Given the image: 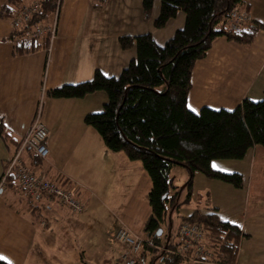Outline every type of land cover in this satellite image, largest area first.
I'll return each mask as SVG.
<instances>
[{"label":"crops","instance_id":"1","mask_svg":"<svg viewBox=\"0 0 264 264\" xmlns=\"http://www.w3.org/2000/svg\"><path fill=\"white\" fill-rule=\"evenodd\" d=\"M6 1L0 0V7ZM143 1L107 0L102 7H96L93 0H62L57 31L50 39L49 48L26 54H15L10 38L14 31L11 22L9 17L0 14V123L5 135L0 133V178L5 162L13 156L40 111L48 127L49 156L38 161L34 152L28 149L23 154L24 160L36 171L68 179L69 183L77 185L75 195L84 204L83 211L76 214L59 201L46 199L34 202L41 206L35 215L28 210L26 197L17 189L0 190V261L6 264H118L126 247L115 240L117 230L110 241L107 233L90 223L91 211L104 207L101 200H111L110 205L116 208L115 204L119 203L114 202L117 199H131L147 171L142 162L130 160L123 151L109 150L105 143L107 149L101 144L92 147L94 142L101 140L97 130L84 119L86 114L103 109L107 100L104 92L82 98H53L45 93L65 84L90 80L97 69L107 76H119L137 56L135 47H121L119 37L122 35L149 32L164 45L184 27L186 14L183 11L164 27H156L161 0H154L149 19L145 17ZM242 9L264 25V0H244ZM54 20L55 15L48 22ZM192 84L188 104L194 111L204 106L233 109L244 98L262 99L264 27L249 46L218 37L207 56L196 63ZM97 150L102 151L100 157L95 154ZM91 153L99 166L109 164L113 167L114 188L123 195L116 196L111 188L105 189L104 196L98 193L90 175L80 165L83 161H78ZM91 160L94 159L91 157ZM228 161H225L226 168H221L214 160L213 167L222 172H236V169H228L235 162ZM241 163L242 187L210 179L201 172L195 173L191 200L179 209L173 208L179 212L177 228L173 233V227H170L165 241L179 245L178 228L184 217L196 210L211 212L215 207L222 220L241 228L242 238L234 264H264V147L251 148ZM182 171L186 182L188 172L185 168ZM100 176H103L102 172ZM98 184L101 189L104 182L98 181ZM179 190V202H182L187 192L182 188ZM185 207L189 208L183 211ZM150 216L145 217L143 227L138 230L123 220L121 225L149 239L144 226ZM147 252V258H140L144 264L153 256ZM187 264L219 263L210 260L187 261Z\"/></svg>","mask_w":264,"mask_h":264},{"label":"trees","instance_id":"2","mask_svg":"<svg viewBox=\"0 0 264 264\" xmlns=\"http://www.w3.org/2000/svg\"><path fill=\"white\" fill-rule=\"evenodd\" d=\"M25 1L7 0L0 7L1 16H12ZM106 1L93 0L96 7H102ZM58 2L62 0H41V9L33 20L48 22ZM153 3L154 0L143 1L147 19L151 18ZM243 5L244 0H161L156 27H164L180 11L186 14L184 27L164 45H160L149 32L122 35L119 37L121 47H135L137 56L119 76H107L97 69L90 80L65 84L45 93L53 98H82L96 92L106 94L103 109L86 114L84 121L99 132L109 150L123 151L130 160L141 161L148 172L152 181L149 191L151 216L144 232L156 245L171 249L177 246L170 240L165 241L168 232L158 235V231L165 224L168 230L173 227V208L179 209L191 200L196 172L242 187L244 178L241 173L216 170L213 161L241 159L251 148L264 147V97L260 100L244 98L233 109L204 106L194 111L188 104L195 65L207 56L213 42L224 36L249 46L264 27L259 21L252 20L238 32L227 28L226 18L231 9ZM19 35L16 30L10 35L15 54L31 53L50 46L49 35L28 40L19 39ZM0 133L5 136L1 123ZM178 165L188 172L183 186L187 193L182 202H179L181 190L171 177ZM8 187L20 193L13 176L8 178ZM25 203L35 215L41 208L29 198ZM216 210L215 207L211 212L196 210L184 218L203 224L211 261L234 264L242 231L238 225L222 220ZM147 251L153 254L147 264H187L184 258L173 252L159 251L147 245L136 264L140 263V258H147ZM0 264L6 263L0 261Z\"/></svg>","mask_w":264,"mask_h":264},{"label":"built area","instance_id":"3","mask_svg":"<svg viewBox=\"0 0 264 264\" xmlns=\"http://www.w3.org/2000/svg\"><path fill=\"white\" fill-rule=\"evenodd\" d=\"M60 6L61 2H58L53 22L34 21V16L41 9V0L26 1L9 17L11 26L13 30L19 31V39H42L46 35L52 39L57 31ZM252 20L248 11L235 7L226 18V25L231 32H238ZM47 140L48 127L43 122L39 111L27 134L20 140L13 156L5 162V170L0 179V190L7 188L8 178L13 176L23 197L33 202H42L46 199L52 202L59 201L68 206L72 213H80L84 209V204L75 195L77 185L69 183L68 179L52 177L41 170L36 171L24 160L23 154L28 149L32 150L40 160L46 159L50 152ZM178 233L180 244L172 249L165 247V250L181 256L190 263L211 260L212 254L205 245V229L201 222L183 219ZM114 238L126 247L118 264H136L145 245L159 246L154 245L143 235L133 232L126 225H121L117 229Z\"/></svg>","mask_w":264,"mask_h":264},{"label":"rangeland","instance_id":"4","mask_svg":"<svg viewBox=\"0 0 264 264\" xmlns=\"http://www.w3.org/2000/svg\"><path fill=\"white\" fill-rule=\"evenodd\" d=\"M95 132L98 134V138H100L101 141H100V143L94 142L92 144V147L93 148L96 147L95 146L96 144H98V146H99V144H101L105 147L101 135L99 134L98 131H95ZM105 149H107V148L105 147ZM91 151H94V150H91ZM93 153H95V152H93ZM93 153L83 155L78 161H79V163H80V160L83 161V164H80V165L88 173V175H90V179L93 180V183L95 184V189L102 196H104V193L106 192L105 191L106 188L113 189L117 193L116 196L118 194L123 195L121 193V191H116L114 188L113 181L115 180V176L113 175V167L110 166L109 164L99 166V162L96 158L93 157ZM101 153H102L101 150H97V152L95 154H96V156L100 157ZM91 157L94 159L93 161L91 160ZM228 160H232V161H230V162H232V164H233V162H235V165H232V166L227 165L228 169H231L230 171H233V169H236L235 170L236 172L239 171V173H241L242 175L244 174V172L239 169V165L242 164L241 162L244 160V158H241V159H216L215 162L220 163L219 167L226 168V167H224L225 161H228ZM96 161H97V163H95ZM182 169L184 170V167H182L180 165L176 166L174 168L172 175H171L172 181L175 185H177L179 187L178 189H181V188L183 189V186L185 184V180H184L185 178H184ZM97 171H100V172L98 173ZM101 172L103 173V176H100ZM145 174L146 175L144 176V178L142 179L140 184L137 186L138 189H137V191H135L136 195L133 196L131 199H129L127 201H125L123 198L117 199V201L114 202V204L119 203V204H115L116 208H113L110 205V202H112L110 199H109L110 202H108L107 200H101V203L104 205V207H106L108 209H105L104 207H102L100 209L91 211L92 213L90 215L91 216L90 217V223L93 224L94 226L99 227L103 233L104 232L107 233L109 235L110 241H111L112 233L117 230L119 225L122 224L121 223L122 220L125 221L126 223H128L129 225H132L133 228L135 227L138 230L139 227H141V226L143 227V220L145 219V217L148 214H151V206L149 204V191L152 187V181H151V178H150L148 172ZM101 177L103 180H101ZM98 181L104 182L101 189H100V186L98 184ZM175 191H173V192H175ZM94 194L98 195L96 193H94ZM186 208H189V207H185L183 209V211H186L187 210ZM178 215H179L178 210H175L172 212V216H173L172 218L174 221L173 233H175V230L177 228ZM141 221H142V224H141ZM139 231L142 232V230H139ZM168 231H169L168 226L166 224L163 225L162 232L167 233ZM205 240H206V236H205ZM154 245H155V243H154ZM149 247L157 248V250H159V251L165 250L164 246H161V247L149 246ZM139 264H144V262L141 261Z\"/></svg>","mask_w":264,"mask_h":264},{"label":"water","instance_id":"5","mask_svg":"<svg viewBox=\"0 0 264 264\" xmlns=\"http://www.w3.org/2000/svg\"><path fill=\"white\" fill-rule=\"evenodd\" d=\"M162 234V229H160L159 231H158V235H161Z\"/></svg>","mask_w":264,"mask_h":264}]
</instances>
